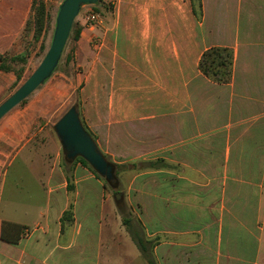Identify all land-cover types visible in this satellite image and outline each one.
<instances>
[{
  "label": "crops",
  "instance_id": "0c3cea01",
  "mask_svg": "<svg viewBox=\"0 0 264 264\" xmlns=\"http://www.w3.org/2000/svg\"><path fill=\"white\" fill-rule=\"evenodd\" d=\"M104 1L109 4L111 0ZM32 2L0 0V57H13L28 50L33 39V32L26 30ZM204 2L213 12L208 16L210 43L203 44L204 49L219 45L238 50V30L244 19L249 27H259L260 23L264 28V0ZM109 6L108 17L94 27L85 20L78 23L79 35L73 42L69 67L81 71L66 78L64 89L68 93L64 91V97L71 98L76 93L74 104L80 119L95 133L103 154L186 157L180 163L187 172H205L204 168L194 166L193 158L200 155V150L210 155L215 142H220L219 155L229 154L226 143L232 137L233 126L227 114L233 118V97L235 103L247 101V87H240L235 70L230 84L208 85L201 76L200 26L189 0H113ZM229 7L233 14L230 24L226 18ZM228 28L236 30L235 41L225 38L224 30ZM95 41L99 42L97 46ZM15 80L13 72L0 70V98ZM236 115L241 119L239 108ZM40 124L47 125L48 120L31 117L22 124L16 116L4 118L0 124V182L27 150V162L31 164L38 155L39 161L28 169L33 168L43 181V191L46 190L44 207L31 224L32 232L23 230L15 244L0 239V264H100L104 218L101 207L97 210L91 206L93 200L75 197L73 223L60 233V217L70 203L64 184L56 185L54 181L56 174L62 173L58 165L60 145L56 148L55 135L47 129L40 127L34 131ZM37 137L41 141L47 137L51 145L46 160L38 152L41 141L38 143ZM124 138L133 148L121 152ZM79 171L75 167L74 174L80 175ZM81 207L89 212L80 214ZM2 222L24 224L8 214L1 217L0 229ZM192 225L184 211L183 215L176 212L160 218L158 233L169 242L159 244L156 264H206L207 259L197 261V257L208 253V247L197 249ZM190 236L193 241H186ZM247 237L245 219L235 231L233 244L228 245L227 241L222 247L225 250L222 245L209 250L207 264H264L261 245L254 251L255 257L248 255ZM136 247V255L142 254Z\"/></svg>",
  "mask_w": 264,
  "mask_h": 264
},
{
  "label": "rangeland",
  "instance_id": "374dc122",
  "mask_svg": "<svg viewBox=\"0 0 264 264\" xmlns=\"http://www.w3.org/2000/svg\"><path fill=\"white\" fill-rule=\"evenodd\" d=\"M63 1L33 0L32 6L44 7L45 26L37 40L32 37L28 50L24 53V62L12 61L11 57H6V66L19 73V78H16L10 90L0 98V104L14 93L40 64L52 42L57 13ZM189 1L194 3L196 12L201 14L200 20L197 21L200 26V58L203 52L210 48L231 50L232 72L230 81L226 84L231 83L235 70L240 77H236L240 87L246 86L248 89V99L240 104L235 103V97L232 98L233 106L230 108L233 118L227 114L233 126L232 137L226 143L229 154L226 157L219 155L222 153L219 150L221 147L217 146L220 142H215V148L210 155L200 150V155L193 158L194 166L204 168L205 172H187L185 166L181 167L180 163V160H186V157H113L102 153L106 160L114 165L117 182L115 189H112L87 164L82 165L78 159L71 163L66 162L60 149L58 165L62 173L56 174L54 181L56 185L64 184L65 196L70 201L60 217V233L63 234L64 228L73 223L75 197L86 196L93 200L91 206H96L97 210L101 207L104 218L100 264H148L147 259L150 264H156L159 244L169 240L158 233L160 218H166L167 214L175 215L176 212L183 215V211L194 223L192 227L196 230L195 244H199L197 249L208 247V253L203 257L198 256L197 261L207 259V264L211 255L210 249L215 250V247L222 245L221 249L225 250L223 248L227 241L228 245L233 244L235 231L240 221L245 219L248 255L255 257L254 251L261 245L260 257L264 260V28L260 27V23L259 27H249L244 19L238 30V50L219 45L207 46L204 49L203 44L210 43L208 16H212L213 12L208 10V4L204 0H200V7L197 0ZM105 6L109 7L108 4ZM93 8V5H81L53 72L25 100L11 109L0 120V124L7 117L18 116L19 123L22 124L28 122L31 117H43L48 120V124H40L34 131L42 127L54 134L53 125L76 102V93L71 98L64 97V82L72 72L81 71L80 68L69 67V58L72 57L73 37L79 29L78 23L85 20L87 11ZM241 8L245 10L244 5ZM99 11L106 18L111 10L107 11L100 5ZM232 15L229 7L226 13L228 24ZM33 16L35 13L32 8L27 32H34ZM224 31L227 40H236L235 29L228 28ZM199 72L208 85H223L205 77L200 70ZM239 83L235 82L236 85H240ZM237 108L241 110V119L236 115ZM83 123L89 130L84 121ZM90 132L96 142L95 133ZM39 138H36L38 143L41 141ZM42 138L38 152L43 153L46 160L51 145L47 137ZM123 140L125 147L120 148L121 152L133 148L127 138ZM58 147L56 138V148ZM27 157L26 150L19 155L0 182V219L8 214L24 223L22 228L31 233V224L43 210L46 190L43 191V181L39 180V175L33 168L28 169L39 161L38 155L34 157L33 160L36 161L32 164L27 162ZM75 167L81 170L80 175L74 174ZM2 172L3 166L0 165V179ZM118 193L121 197L115 202L114 197ZM65 212L67 213L64 214ZM86 212H89L88 209L83 207L82 210L81 207L79 213ZM172 222L175 224V221ZM110 224L111 228L108 227ZM226 229L229 233H225ZM134 234L143 240L147 249L145 253L136 255L137 250L133 249L136 245L132 239ZM193 239L194 237L190 236L185 240L190 242Z\"/></svg>",
  "mask_w": 264,
  "mask_h": 264
},
{
  "label": "water",
  "instance_id": "95a60500",
  "mask_svg": "<svg viewBox=\"0 0 264 264\" xmlns=\"http://www.w3.org/2000/svg\"><path fill=\"white\" fill-rule=\"evenodd\" d=\"M96 2L97 0L63 1L57 13L52 42L46 54L27 80L0 104V120L50 76L60 58L81 5H95ZM52 129L66 162L71 163L77 158L82 159L112 189H115L117 180L114 167L105 159L96 142L83 127L76 104L61 115ZM120 197L121 194H116L115 202Z\"/></svg>",
  "mask_w": 264,
  "mask_h": 264
},
{
  "label": "trees",
  "instance_id": "16d2710c",
  "mask_svg": "<svg viewBox=\"0 0 264 264\" xmlns=\"http://www.w3.org/2000/svg\"><path fill=\"white\" fill-rule=\"evenodd\" d=\"M197 2H198V7H200V0H197ZM107 4L104 0H97L95 5H93L94 6L93 11L99 13L104 18L103 14L99 11V6L102 5L105 10L109 11L111 8L109 4H108L109 7L106 8L105 5ZM191 5H192L193 15L195 16L196 20L199 21L201 14L196 12L194 8V3L191 2ZM34 6L35 5L32 6L33 11L35 13V16H33V21H32L33 26H34L33 38L37 40L38 36L41 34L45 26L44 25L45 24V12H44V7L42 5H39L37 7H34ZM29 24L30 22H27L26 30ZM78 35H79V30L76 31L73 39L77 40ZM11 60L24 62L25 61L24 54L13 56L11 57ZM232 63H233V54L231 50H229L228 48H210L203 52L200 58L198 67L205 77L210 78L215 83L226 84V83H229L230 78H231ZM6 65H7L6 58L0 57V70L4 72H13L15 77L18 79L19 73H17L12 68ZM81 122L85 130L90 134L93 140H95L92 133L84 125L82 119H81ZM77 159L82 165H86V162H84L82 159L80 158H77ZM110 164L114 167L112 163ZM66 213L67 212H65L64 214ZM23 230L25 229H23L21 225L10 223V222H2L1 229H0V239L7 243L15 244L19 240V236L23 232ZM132 239L135 242L137 248L140 250V252L144 253L145 246H144L143 240L135 236V234L133 235ZM147 262L149 264L151 263L150 260L148 259H147Z\"/></svg>",
  "mask_w": 264,
  "mask_h": 264
},
{
  "label": "built area",
  "instance_id": "2783aa9c",
  "mask_svg": "<svg viewBox=\"0 0 264 264\" xmlns=\"http://www.w3.org/2000/svg\"><path fill=\"white\" fill-rule=\"evenodd\" d=\"M113 0L109 2V4H112ZM103 21V17L93 11V10H88L86 15H85V23L88 24L89 26L94 27L95 25L101 23ZM99 42L95 41V45L97 46Z\"/></svg>",
  "mask_w": 264,
  "mask_h": 264
}]
</instances>
